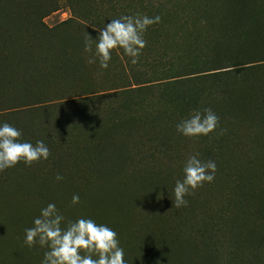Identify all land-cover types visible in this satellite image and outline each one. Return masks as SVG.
<instances>
[{
	"label": "trees",
	"instance_id": "16d2710c",
	"mask_svg": "<svg viewBox=\"0 0 264 264\" xmlns=\"http://www.w3.org/2000/svg\"><path fill=\"white\" fill-rule=\"evenodd\" d=\"M62 7L70 16L47 24ZM136 13L160 17L143 33L137 63L114 49L107 69L89 64L84 37H93L94 50L99 28ZM205 107L219 117L212 132L176 131ZM5 121L22 140H43L50 154L0 171V199L29 178L59 174L86 187L98 175L110 183L142 175L149 194L130 190L134 203L111 204L106 214L127 215L128 264L139 248L159 264H264V0H0ZM197 152L215 161L214 179L177 208L174 183ZM193 244L197 260L187 251Z\"/></svg>",
	"mask_w": 264,
	"mask_h": 264
},
{
	"label": "clouds",
	"instance_id": "9594fccd",
	"mask_svg": "<svg viewBox=\"0 0 264 264\" xmlns=\"http://www.w3.org/2000/svg\"><path fill=\"white\" fill-rule=\"evenodd\" d=\"M160 17L136 13L120 15L98 29L93 50V37L86 35L83 51L92 53L89 64L98 61L101 69L109 67L112 50L122 49L124 56L136 64L146 41L143 33L149 25L158 23ZM119 54V53H117ZM219 117L211 108L192 109L187 118L176 123L175 129L185 137L207 136L218 124ZM21 130L8 122H0V171L14 167L22 161L30 165L33 161L47 159L49 148L43 140H22ZM216 163L203 160L200 154L189 155L183 165V178L174 183L171 197L173 206L187 204L184 198L190 190L214 179ZM57 180L62 177L58 174ZM174 197V198H173ZM79 195L73 194L71 204H78ZM55 203L42 207L32 220V226L24 229V243L28 247L38 244L46 248L40 264H127L124 248L120 245L117 232L105 223H98L91 217L80 216L68 220Z\"/></svg>",
	"mask_w": 264,
	"mask_h": 264
},
{
	"label": "rangeland",
	"instance_id": "374dc122",
	"mask_svg": "<svg viewBox=\"0 0 264 264\" xmlns=\"http://www.w3.org/2000/svg\"><path fill=\"white\" fill-rule=\"evenodd\" d=\"M69 16V10L62 7L46 16L44 20L47 24L53 25ZM122 148L123 146H121ZM129 173L138 175L140 172L137 173V170H133ZM29 179H26L27 181L21 190L18 191L15 187L6 194L5 198L0 199V264H40L46 248H41L38 244L28 247L23 240L24 229L32 226L33 218L38 216L40 209L49 202L55 203L66 218L61 224L62 227L68 220H75L80 216L91 217L98 223H105L113 228L117 232L122 246V239L127 226V215L125 212L120 214L119 210L118 213L115 212V216H107V209L111 204H120L119 207L126 209L133 202L132 196L127 195L130 190H136L140 197H144L149 194L151 189L149 179L147 180L142 175L134 182L119 177L114 179L112 183H110L109 175H98L93 185L86 187L74 183L68 178L57 180L56 177H52L51 181L43 180V178L40 180ZM73 194L79 195L78 204H71ZM116 201L117 203H115ZM96 215L101 217L97 218ZM147 242L157 245L154 247L165 250L167 254L174 251L153 239H149ZM191 247L193 248L188 247L187 251L192 252L194 249L196 253L193 252V254H196V260L201 258L198 251L199 247L196 245H191ZM140 249L133 251L135 264H159L153 255H146ZM11 251H15L17 256L11 254ZM125 259L128 264L127 255H125Z\"/></svg>",
	"mask_w": 264,
	"mask_h": 264
}]
</instances>
